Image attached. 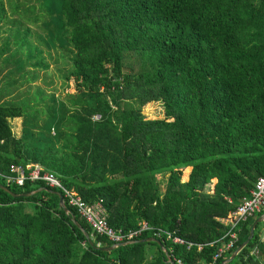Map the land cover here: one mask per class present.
<instances>
[{
	"label": "trees",
	"instance_id": "1",
	"mask_svg": "<svg viewBox=\"0 0 264 264\" xmlns=\"http://www.w3.org/2000/svg\"><path fill=\"white\" fill-rule=\"evenodd\" d=\"M53 3L45 28L60 48L69 47L63 78L77 94L68 103L50 94L41 123L20 107L0 105V173L37 165L86 203L102 200L113 229L145 222L193 246L161 236L155 239L165 252L155 242L103 250L112 243L69 204L66 213L57 195L37 191L42 183L18 187L0 176L15 195L37 191L14 197L0 189V264H169L168 257L212 264L228 241L222 220L264 177V0ZM4 15L0 0V22ZM31 48L28 64L46 68L41 51ZM132 56L138 70L126 72ZM150 102L161 103L165 118L145 117ZM21 117L17 137L10 120ZM158 175L166 176L164 186ZM263 212L239 225L234 248L217 264ZM263 233L264 220L228 264H264ZM149 237L145 231L135 240Z\"/></svg>",
	"mask_w": 264,
	"mask_h": 264
},
{
	"label": "rangeland",
	"instance_id": "2",
	"mask_svg": "<svg viewBox=\"0 0 264 264\" xmlns=\"http://www.w3.org/2000/svg\"><path fill=\"white\" fill-rule=\"evenodd\" d=\"M2 1L5 15L0 22V105L20 107L25 117H36L41 123L50 94L66 103L67 99L77 94L71 80L66 82L63 78L69 68L67 61L69 47L60 48L54 37L50 40L51 36H48L45 28L46 23L50 21L48 12H53V9L49 10L53 7L54 0ZM49 27L53 30L52 24ZM26 29L29 30L27 35L24 34ZM28 44L31 45V49L41 51L43 62L47 64L46 68L28 64L30 54ZM125 64L126 72H130V68L138 70L134 56L127 59ZM142 113L150 119L165 118L159 102L146 104L142 108ZM97 115L93 120H97L95 118ZM25 117L10 120L17 137L22 134ZM188 173L189 168L182 169L181 181H186ZM157 178L164 186L166 176L158 175ZM215 181L213 179L211 185L206 187L205 193L211 194Z\"/></svg>",
	"mask_w": 264,
	"mask_h": 264
},
{
	"label": "built area",
	"instance_id": "3",
	"mask_svg": "<svg viewBox=\"0 0 264 264\" xmlns=\"http://www.w3.org/2000/svg\"><path fill=\"white\" fill-rule=\"evenodd\" d=\"M95 118L99 119L100 115H97ZM0 176L3 177L7 183L18 187H22L25 182L29 181L32 183H42L47 189L56 192L58 191L62 195L65 204L74 207L77 214L81 218H84L95 234L106 237L112 244L133 241L143 232L149 231L152 233L153 238L163 236L164 239L171 244L186 245L187 248L193 246L192 243L184 242L173 233L161 229H153L145 222L141 223L138 229L130 230L128 232L113 229L106 221V213L102 206V200L93 204L86 203L75 191L65 187L55 174L44 171L39 166L27 165L23 167L10 165L9 173H0ZM262 211H264V177L255 180L248 197L241 200L235 210L230 212L226 219H223V223L229 227L228 232L224 237L225 239H228V241L223 243V245L217 250L213 257L212 264H217L227 251L234 248L238 240L239 225ZM198 246L200 249L203 247L202 245ZM168 258H170L175 264H182L178 259H172L171 257Z\"/></svg>",
	"mask_w": 264,
	"mask_h": 264
},
{
	"label": "water",
	"instance_id": "4",
	"mask_svg": "<svg viewBox=\"0 0 264 264\" xmlns=\"http://www.w3.org/2000/svg\"><path fill=\"white\" fill-rule=\"evenodd\" d=\"M0 189H2L3 191L7 192V193H10L12 196L16 197H28L30 196L31 194L37 192V191H46L48 193H51L53 195H57L58 196V202H59V206L66 212L68 213V209H67V206L63 200V197L62 195L57 191H53V190H49L45 187H41L39 188L37 191H33V192H30V193H22L20 195H15L14 193H12L6 186H3V185H0ZM70 219L72 221V223L77 226L81 231L82 233H84L85 237L88 239L89 243L91 245H93V242L92 240L90 239L89 237V234L87 231H85L84 228H82L78 223L77 221L75 220L74 216L71 215L70 216ZM264 220V212L261 213L260 215H258L252 222L250 228H249V233H248V236L247 238L236 248V250L231 254V256L225 260L222 264H228L229 262H231V260L235 257V255L248 243V241L253 237V233H254V228L256 226V224L260 221ZM143 242H155L161 249L163 252H165V250L162 248V245L160 243L159 240L153 238V237H149V238H146V239H142V240H133V241H127V242H121V243H117V244H111L110 246H106V247H101V249L103 250H112L118 246H121V245H126V244H129V245H132V244H137V243H143ZM168 263L169 264H175L170 258L167 259Z\"/></svg>",
	"mask_w": 264,
	"mask_h": 264
},
{
	"label": "crops",
	"instance_id": "5",
	"mask_svg": "<svg viewBox=\"0 0 264 264\" xmlns=\"http://www.w3.org/2000/svg\"><path fill=\"white\" fill-rule=\"evenodd\" d=\"M33 166H35V165H33ZM37 166V165H36ZM216 182V181H215ZM215 184V183H214ZM222 222H223V220H222ZM262 238H264V233H263V235H262Z\"/></svg>",
	"mask_w": 264,
	"mask_h": 264
}]
</instances>
